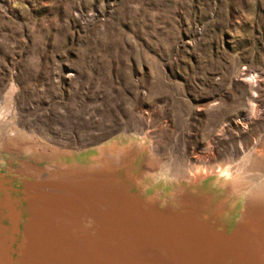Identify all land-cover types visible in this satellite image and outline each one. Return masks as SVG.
<instances>
[{"label":"rangeland","instance_id":"obj_1","mask_svg":"<svg viewBox=\"0 0 264 264\" xmlns=\"http://www.w3.org/2000/svg\"><path fill=\"white\" fill-rule=\"evenodd\" d=\"M0 115L14 195L25 180L122 169L147 204L186 210L179 192L195 193L247 236L243 193L215 173L196 188L170 175L264 142V0H0Z\"/></svg>","mask_w":264,"mask_h":264},{"label":"bare ground","instance_id":"obj_2","mask_svg":"<svg viewBox=\"0 0 264 264\" xmlns=\"http://www.w3.org/2000/svg\"><path fill=\"white\" fill-rule=\"evenodd\" d=\"M156 154L150 155L153 168L160 160ZM263 157L259 136L240 138L225 164L187 163L169 174L196 188L199 179L215 173L226 190L243 193L245 238L235 226L227 229L197 210L195 193L179 192L176 202L188 205L186 210L147 204L139 189H130L133 182L122 169L25 180L18 195L11 193L13 176L0 169V264H255L239 247L264 251V169L260 177L254 170Z\"/></svg>","mask_w":264,"mask_h":264}]
</instances>
